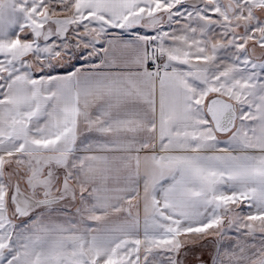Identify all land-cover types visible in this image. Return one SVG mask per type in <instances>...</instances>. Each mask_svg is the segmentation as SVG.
Here are the masks:
<instances>
[{"label": "snow or ice", "instance_id": "obj_1", "mask_svg": "<svg viewBox=\"0 0 264 264\" xmlns=\"http://www.w3.org/2000/svg\"><path fill=\"white\" fill-rule=\"evenodd\" d=\"M0 264H264V0H0Z\"/></svg>", "mask_w": 264, "mask_h": 264}]
</instances>
